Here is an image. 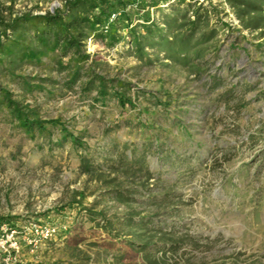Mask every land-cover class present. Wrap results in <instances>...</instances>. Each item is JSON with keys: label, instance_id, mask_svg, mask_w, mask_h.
<instances>
[{"label": "rangeland", "instance_id": "rangeland-1", "mask_svg": "<svg viewBox=\"0 0 264 264\" xmlns=\"http://www.w3.org/2000/svg\"><path fill=\"white\" fill-rule=\"evenodd\" d=\"M67 1L0 0V39L6 43L3 26L15 16L63 11ZM113 1L108 17L116 16L108 31L100 27L94 38L87 32L84 49L99 63L97 70L130 83L133 106L122 107L114 95L93 101L95 91L80 92L79 82L71 90L61 70L76 65L69 55L10 72L0 68V91L9 90L42 119H60L83 141V147L60 142L58 124L27 133L1 104L0 92V226L57 228L35 244L22 236L15 264L140 260L125 240L129 236H112L127 231L114 218L128 207L93 173L79 169L87 155L107 171L105 162L123 143L152 174L149 193L142 189L133 196L143 202L137 210L192 239L177 251L178 264H264L263 40L241 28L225 0ZM195 2L210 9L209 26L195 36L210 46L200 61L192 47L186 58H170L174 50L150 36L144 23L153 21L171 38L180 23L172 19ZM133 28L143 35V59L131 46ZM102 215L113 218L112 230L99 226ZM119 255L123 260H116Z\"/></svg>", "mask_w": 264, "mask_h": 264}, {"label": "trees", "instance_id": "trees-1", "mask_svg": "<svg viewBox=\"0 0 264 264\" xmlns=\"http://www.w3.org/2000/svg\"><path fill=\"white\" fill-rule=\"evenodd\" d=\"M225 1L233 10L241 28L256 33V37L264 42V0ZM113 3V0H72L66 2V10L63 11L57 9L44 14L22 13L15 16L3 26L1 34L7 38L6 43L0 39V68L10 72L26 62L39 64L43 58L57 56L61 59L69 55L76 65L74 68L68 66L69 68L61 70L67 71V86L71 90L74 83L79 82L80 92L91 94L95 91L93 101H103L114 95L122 107L133 106L134 99L127 94L130 83L97 70L96 65L99 63L91 59V54L84 49L83 40L86 35L90 34L93 38L101 36L99 29L103 18L108 17V9ZM189 6L190 8L184 9L180 18L172 19L173 22L180 19V23L175 26L179 32L174 33L171 38L153 21L145 22L144 28L150 36L165 44L168 51L174 50V54L169 55L170 58H186V50L192 47L193 59L200 61L203 52L210 45H203L200 38L195 36L198 31L203 33L209 26L210 9L198 2ZM189 12L193 18L188 15ZM168 20L166 22L169 24ZM135 30L133 28L130 31L131 46L137 57L143 59V35ZM110 41L114 43L116 39L110 36ZM87 62L90 64L87 65ZM0 92L1 104L5 105L10 117L27 133L34 135L35 132L46 131L48 124H58L62 132L60 142L69 140L72 144L83 147L81 138L69 132L60 119H42L35 110L30 109L29 104L21 103L9 90L1 89ZM121 148L122 151L116 157H109L105 162L107 171L100 163L92 164L87 155H81L79 169L83 173H93L113 199L128 207L123 216L114 218L116 223L125 225L127 231L123 233L117 230L112 236H129L125 240L140 255V260L122 264H178L179 260L175 256L177 251L192 239H189L190 235L176 234L173 229L168 230L157 225L151 216L142 215V211L137 210L136 206L143 202L133 196L136 193L142 194V189L149 193L150 189L146 185L152 174L142 165L140 159L133 157L135 151L126 153L129 149L127 143H123ZM77 195L80 200L83 199V192H77ZM115 222L113 218L102 215L98 224L106 230H112ZM116 257L117 261L123 260V255Z\"/></svg>", "mask_w": 264, "mask_h": 264}, {"label": "built area", "instance_id": "built-area-1", "mask_svg": "<svg viewBox=\"0 0 264 264\" xmlns=\"http://www.w3.org/2000/svg\"><path fill=\"white\" fill-rule=\"evenodd\" d=\"M135 6V5H134ZM115 12H112L107 21L102 23L101 29L108 31L110 22L114 20ZM92 36V35H91ZM57 232L54 225L30 223L21 228L3 224L0 226V264H15V255L20 250V238L24 236L29 244H35L38 239H49ZM33 237H30L29 235Z\"/></svg>", "mask_w": 264, "mask_h": 264}]
</instances>
